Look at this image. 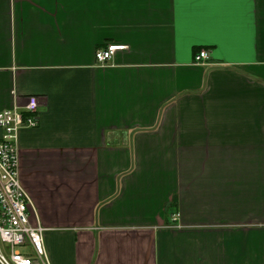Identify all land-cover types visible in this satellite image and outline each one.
<instances>
[{"label":"crops","instance_id":"1","mask_svg":"<svg viewBox=\"0 0 264 264\" xmlns=\"http://www.w3.org/2000/svg\"><path fill=\"white\" fill-rule=\"evenodd\" d=\"M31 96L46 264H264V0H0V110Z\"/></svg>","mask_w":264,"mask_h":264},{"label":"built area","instance_id":"2","mask_svg":"<svg viewBox=\"0 0 264 264\" xmlns=\"http://www.w3.org/2000/svg\"><path fill=\"white\" fill-rule=\"evenodd\" d=\"M124 48V44H107L96 50L95 59L104 64ZM209 58V52L201 49L194 62L207 64ZM37 105L36 97L31 96L24 110H0V264H46L44 228L30 223V199L18 169V131L38 125ZM26 245L31 252L23 251Z\"/></svg>","mask_w":264,"mask_h":264},{"label":"rangeland","instance_id":"3","mask_svg":"<svg viewBox=\"0 0 264 264\" xmlns=\"http://www.w3.org/2000/svg\"><path fill=\"white\" fill-rule=\"evenodd\" d=\"M24 250L27 251V252H31V249H30L29 246H27V245L24 247L23 251H24Z\"/></svg>","mask_w":264,"mask_h":264}]
</instances>
